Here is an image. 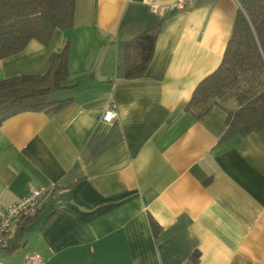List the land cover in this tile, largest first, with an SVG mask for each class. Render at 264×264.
<instances>
[{
    "label": "crops",
    "instance_id": "obj_1",
    "mask_svg": "<svg viewBox=\"0 0 264 264\" xmlns=\"http://www.w3.org/2000/svg\"><path fill=\"white\" fill-rule=\"evenodd\" d=\"M172 1L75 0L71 28L0 59V80L43 74L70 44L67 87L52 95L70 102L0 125V204L51 187L5 263L264 264V129L220 141L234 96L186 109L239 1ZM155 26L144 75L123 78L125 43Z\"/></svg>",
    "mask_w": 264,
    "mask_h": 264
},
{
    "label": "trees",
    "instance_id": "obj_2",
    "mask_svg": "<svg viewBox=\"0 0 264 264\" xmlns=\"http://www.w3.org/2000/svg\"><path fill=\"white\" fill-rule=\"evenodd\" d=\"M222 59L192 92L186 109L207 110L212 99L232 93L237 108L226 111L220 141L264 129V0H238ZM75 0H0V59L21 52L31 39L48 41L55 29L71 28ZM159 28L155 26L124 45V77L140 78L151 62ZM69 40L50 54L43 74H23L0 80V125L21 111L57 110L70 99L52 95L67 87ZM19 223L9 249L20 246L24 225ZM152 229L156 224L152 221Z\"/></svg>",
    "mask_w": 264,
    "mask_h": 264
},
{
    "label": "built area",
    "instance_id": "obj_3",
    "mask_svg": "<svg viewBox=\"0 0 264 264\" xmlns=\"http://www.w3.org/2000/svg\"><path fill=\"white\" fill-rule=\"evenodd\" d=\"M185 2L186 0H173L168 7L180 10L185 7ZM155 7L153 6V9ZM111 103H107L106 111L102 115L104 120H111L117 115L115 104ZM50 189L51 187L44 186L31 188L19 199L6 205L0 204V264H7L3 261L2 254L9 249L17 226L23 219L37 213ZM22 260L21 264H42L41 256L36 253H27Z\"/></svg>",
    "mask_w": 264,
    "mask_h": 264
},
{
    "label": "rangeland",
    "instance_id": "obj_4",
    "mask_svg": "<svg viewBox=\"0 0 264 264\" xmlns=\"http://www.w3.org/2000/svg\"><path fill=\"white\" fill-rule=\"evenodd\" d=\"M227 96H233V94L232 93H228ZM46 213H47V211L43 212V215H45Z\"/></svg>",
    "mask_w": 264,
    "mask_h": 264
}]
</instances>
